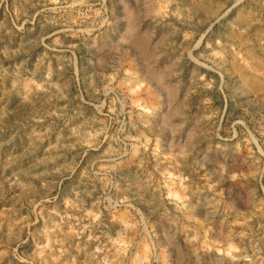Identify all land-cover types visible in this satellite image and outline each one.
I'll return each mask as SVG.
<instances>
[{"label":"rangeland","instance_id":"obj_1","mask_svg":"<svg viewBox=\"0 0 264 264\" xmlns=\"http://www.w3.org/2000/svg\"><path fill=\"white\" fill-rule=\"evenodd\" d=\"M0 264H264V0H0Z\"/></svg>","mask_w":264,"mask_h":264},{"label":"bare ground","instance_id":"obj_2","mask_svg":"<svg viewBox=\"0 0 264 264\" xmlns=\"http://www.w3.org/2000/svg\"><path fill=\"white\" fill-rule=\"evenodd\" d=\"M152 7V6H151ZM156 8V6H155ZM154 10V9H153ZM128 12V11H127ZM135 14V13H134ZM129 18H130V21H131V24H133L135 26V17L133 15V12L130 13L129 12ZM134 21V22H133ZM130 24V23H129ZM130 26V25H129ZM131 27V26H130ZM133 28V27H132ZM129 30V29H128ZM134 31V30H133ZM139 34V33H138ZM136 35V34H135ZM132 41V40H131ZM130 42V41H129ZM134 42V41H133ZM136 42L140 45V48L139 50L142 51V54L145 56V57H151L152 56V51L151 49L149 48L148 46V41H147V38L144 36V35H137L136 36ZM133 44V43H132ZM133 46V45H132ZM137 48V47H136ZM135 48V49H136ZM137 51V50H136ZM154 52V51H153ZM155 53V52H154ZM141 54V53H140ZM142 56V55H141ZM255 56V55H254ZM144 58V57H143ZM254 59V58H253ZM143 60V59H142ZM148 60V59H147ZM243 60V59H242ZM259 61H261L260 59H258ZM258 61V62H259ZM144 62V61H143ZM145 63V62H144ZM254 65V64H253ZM257 66V65H256ZM153 68V67H152ZM170 68V67H169ZM169 74V73H168ZM255 76V75H254ZM253 79V78H252ZM256 81V80H255ZM165 82V80H164ZM259 84V83H258ZM165 85V84H164ZM250 86V85H249ZM172 91V90H171ZM174 98V97H173Z\"/></svg>","mask_w":264,"mask_h":264}]
</instances>
